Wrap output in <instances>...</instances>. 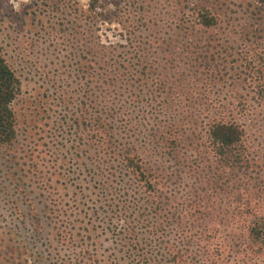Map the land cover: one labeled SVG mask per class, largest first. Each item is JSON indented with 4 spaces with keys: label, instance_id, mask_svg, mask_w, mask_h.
<instances>
[{
    "label": "trees",
    "instance_id": "1",
    "mask_svg": "<svg viewBox=\"0 0 264 264\" xmlns=\"http://www.w3.org/2000/svg\"><path fill=\"white\" fill-rule=\"evenodd\" d=\"M143 1L131 0L126 9L142 8ZM254 1L264 10V0ZM209 2H192L193 21H186L198 26L200 36L194 44L187 40L181 54L201 84L186 99L216 102L212 92L241 80L264 105V48L257 44L264 28L246 27L250 49L224 45L228 40L211 32L221 24L213 8L220 7ZM114 5L34 0L17 13L31 20L45 13L51 26L59 25L62 55L85 79L84 92L65 102L71 114L61 116V124L54 120L30 131L18 150L25 153L19 158H28L25 175L33 171L38 179L44 210L36 216L49 219L46 225L53 228L48 233L39 225L45 264H264V143L258 136L255 144L246 124L211 106L190 111L184 104L172 106L185 85L170 78L183 64L166 53L161 59L175 60L170 78L155 76L160 65L151 49L160 50L165 38L152 15H128L127 44L104 43L95 31L115 21L108 13ZM256 19L264 23L262 15ZM115 85L118 93L112 96ZM19 92L20 81L0 44V146L10 148L19 137L11 106ZM32 183L30 178L26 185ZM54 241L75 249L61 253ZM6 254L0 250V264Z\"/></svg>",
    "mask_w": 264,
    "mask_h": 264
},
{
    "label": "rangeland",
    "instance_id": "2",
    "mask_svg": "<svg viewBox=\"0 0 264 264\" xmlns=\"http://www.w3.org/2000/svg\"><path fill=\"white\" fill-rule=\"evenodd\" d=\"M129 1L131 0H113L115 4L117 2V5L111 6L108 13L110 18L115 21L106 25H102L101 21L96 23L95 27L101 24L100 30L95 32L101 34L102 41L106 44L111 42L113 45L127 44L124 28H128V22L125 21L128 15L133 13L152 15L153 19L158 22L155 25L158 35L165 38V44L160 50L151 49V54L158 56L157 65H160V68L157 66L155 76L161 73V77L170 78L171 71L175 67V60L171 63L161 59L166 56V53H170L172 58L178 57L180 63L183 64L177 70L179 72L176 73L177 77L170 78L177 80V83L183 81V85H185L182 87L183 95L174 100L172 106L184 104L189 111L211 106L215 108L217 114L220 112L227 118L233 116L239 123L246 124L249 137L255 144L258 136L261 143H264V105L259 106L260 103L256 101V98L255 100L253 98L252 90L245 85L242 87L241 80L235 81V85L229 90L222 88L216 93L212 92L211 96L218 100L216 102L207 101L205 98L197 99L198 102L186 99V97L190 98L191 95H195L194 93L199 90L201 85L195 83L196 78L191 75L195 70L194 65L192 66L191 61L185 59L184 54H181L187 40L193 38L189 43L194 44L196 43L195 37L200 36L197 32L198 26H194L195 28L188 26L186 21L188 23L190 19L193 21L194 13L190 9L192 2L204 4V0H144L142 8L136 5L126 9V3ZM134 1L141 2V0ZM208 1H210V5L215 1L214 3L220 7V9L213 8L221 22V27L211 28V32L216 33V38L221 37L222 41L227 39L228 41L224 45L238 49H240L239 46L247 48L250 46V42H247L244 37L246 27L264 28V23L256 19L260 15L264 17V10H259V6L254 0ZM223 1L227 5L223 4ZM33 3L34 0H0V44L3 46L7 63L15 71L20 81V92L11 104L17 115L19 137L10 148L0 146V250L3 254L7 252L3 264H45L47 262L45 246L41 245L42 239L38 230L42 231L44 228L45 232L49 233L53 228L46 225L50 221L49 219L36 216L44 210L43 198L40 197L41 191L37 188V183L34 182H38V179L32 176L33 171L31 170L30 174L25 175L29 166L28 163L24 165V162L28 158H19L25 156V153L18 150L25 145L24 137L30 131L35 132L39 127L40 131L44 123H53L54 120L61 124L63 122L61 116L71 114L66 111L65 104L68 100L75 101V98L84 92L82 88L85 79L79 77L76 66L70 67L71 58H65L62 55L66 51L61 49L64 46L62 35L59 33V25L51 26L49 24L51 18L45 16V13L41 16L42 19L34 20H31V15L24 17L17 14L32 7ZM113 10L115 12L118 10L116 16L112 15ZM23 19L24 23H21ZM120 19L122 23H119ZM187 27L188 29H186ZM192 32L194 35H191ZM262 33L264 36V31ZM173 39H176L178 44L168 46ZM257 44L264 48V37ZM140 47L138 45V48ZM162 66L165 67L162 68ZM188 75L193 78L190 85L188 84L190 81ZM201 78L203 77H200L199 80ZM69 83H71V87H69ZM180 88L176 86V89ZM118 89L117 85L112 88V96L118 93ZM232 101L233 104H231ZM240 101L244 102L243 107ZM179 107L176 108L180 109ZM258 110H262L263 115H259ZM34 123L36 127H34ZM45 140L48 141V139ZM40 142L42 143L43 140ZM11 148L14 151L8 153ZM140 150L148 152L145 148H140ZM262 153L264 154V151ZM143 154L146 156L145 153ZM38 164L40 165V163ZM21 167L24 170L20 169ZM16 178H20L21 182L14 185ZM30 178L33 179V183L28 187L26 183ZM66 200L68 199L66 198ZM81 200L85 201L83 198ZM32 224H34L35 230ZM39 225H42V229H39ZM54 246L64 254L75 249L70 244L62 245L57 241H54Z\"/></svg>",
    "mask_w": 264,
    "mask_h": 264
}]
</instances>
